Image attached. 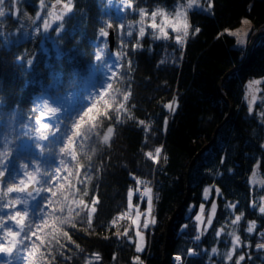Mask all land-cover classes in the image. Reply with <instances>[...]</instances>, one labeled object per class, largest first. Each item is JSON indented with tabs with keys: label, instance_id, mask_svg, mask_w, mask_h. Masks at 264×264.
<instances>
[{
	"label": "trees",
	"instance_id": "obj_1",
	"mask_svg": "<svg viewBox=\"0 0 264 264\" xmlns=\"http://www.w3.org/2000/svg\"><path fill=\"white\" fill-rule=\"evenodd\" d=\"M54 1L18 0L16 15L12 0L3 5L6 15L0 18V39L12 35L10 42H0V146L22 131H32L21 125L34 124L40 115L33 111L34 100L42 89H48L52 72L61 75L62 84L48 89L49 95L55 99L75 95L69 107L82 105L79 116L95 103L89 113L95 119L85 117L87 125L95 127L91 139L73 142L70 150L76 152V160L65 158L67 168L53 188L58 192L57 203L51 206L56 214L49 208L46 224L36 221L40 227L33 226V230L44 243L32 237L39 247L29 259L36 264H161L163 231L186 193L185 205L167 233L164 264H173L174 254L181 257L180 264H235L241 255L245 256L241 264H264V249L256 247L264 244V214L259 212L264 206V186L250 182L254 170L264 179V99L257 104L260 110L250 113L246 96L247 84L253 79H262L264 95V35L253 45L246 66L221 83L220 90L232 106L230 118L189 169L185 189L183 180L192 158L229 113L228 103L219 94L220 79L247 56V45H237L225 30L237 27L243 17L252 25L249 39L263 30L264 0H198L199 7L187 10L190 27L183 45L176 44L168 25L177 19L185 23L183 17H176L174 5H187L191 0H125L120 3L122 12L107 0H72L73 11L64 18L59 51L43 48L44 35L35 32L39 27L43 33L37 18L41 3ZM142 8L146 12L143 19ZM161 8L164 15L153 19L151 11ZM153 22L156 30L150 27ZM109 23L116 35L118 68L111 88H100L102 72L94 75L89 102L84 99L90 95L86 84L103 64L95 60L97 36L100 27L109 31ZM143 25L149 28L141 38ZM159 27L169 32L168 40L153 38ZM24 31L32 35L23 39ZM17 33L21 34L19 42ZM103 47L101 38L99 48ZM28 59H34L30 72L25 71ZM101 91L103 97L98 95ZM108 127L113 132L105 141ZM37 152L33 146L22 155L35 157ZM137 180L146 183L137 184ZM146 184L153 189L152 214L157 222L145 230V249L137 253L128 191ZM207 188L210 194L205 199ZM133 200H140L139 193ZM212 202L216 204L212 223L196 240L194 215L201 205L207 210ZM237 216L241 217L238 221ZM252 222L256 227L250 234L247 228ZM235 237L240 239L234 247ZM230 251L231 260L227 257ZM7 259L0 254V264H7Z\"/></svg>",
	"mask_w": 264,
	"mask_h": 264
},
{
	"label": "snow or ice",
	"instance_id": "obj_2",
	"mask_svg": "<svg viewBox=\"0 0 264 264\" xmlns=\"http://www.w3.org/2000/svg\"><path fill=\"white\" fill-rule=\"evenodd\" d=\"M17 0H12V3H16ZM108 4H112L113 0H107ZM5 0H0V18H3L6 15L5 8L3 7ZM198 0H191L187 5H181L177 3L175 7V15L177 18L183 17L185 23L180 24L179 19L175 20L168 27L173 33H175L174 39L176 44L183 45L189 35L188 28L190 25L187 21V10L192 9L193 7H199ZM211 8V3H209V9ZM182 9H184L182 11ZM73 11L72 0H68V3L63 5V8L60 10L59 14L55 16L56 21H60L58 27L55 31L57 33L55 37V42L59 43L62 33L65 30V25L63 23L64 18L69 16ZM141 19L144 18L146 12L145 9H140L139 12ZM11 15V13H8ZM49 16L52 13L48 14ZM158 15L163 16L164 10L157 9L151 11V17L154 19ZM40 16V13L37 12V17ZM167 23V21H163ZM242 23L246 26L250 25V21L244 19ZM52 27V22L48 19L44 20L43 23V33L41 29L37 27L35 29L36 34H44L45 39L50 37L46 34L48 30ZM151 29L156 30L157 24L153 22L150 25ZM112 24L107 25V29H111ZM159 36H154L156 40H168L169 32L166 31L164 27H159ZM200 28L195 29L196 33H199ZM228 31L227 29L225 30ZM230 35L237 37V44L242 45L245 43L244 36L246 35L245 29H238L236 32L229 33ZM12 34H9L8 38L0 39V42L8 43L10 42V37ZM32 35L29 31H24L22 33V38L27 39ZM109 31L105 27H100L99 35L97 36V48L98 52L95 56L97 63L103 61L104 67H115L116 61L111 59V53L108 50V41L107 37ZM131 35V33H129ZM146 35L145 27L140 28V37L143 38ZM17 40L19 42L21 39V34L17 33ZM103 38V48H99V43ZM18 63L22 61L18 59ZM34 59H28L27 64L29 67L25 70L26 72L31 71V65H33ZM112 76H115L116 73L112 72ZM51 83L48 85V89L58 88L62 84V77L59 73L52 72L50 73ZM104 85L101 84L100 88H103ZM112 85L109 83L108 88H111ZM48 89H42L41 93L35 98L34 104L35 108L33 111H39L40 115L36 117L34 124H22V128H30L32 131H22L18 134L14 140L5 141V143L0 146V254H3L7 257V264H22V261H27V264H36L34 260L29 259L34 255L38 250V245L35 241L32 240V237H36V240H41V237L37 235V231L33 230V226L38 230L40 224H37V220H41L46 224L45 214L48 212V209L52 205L57 203L58 192L53 191L56 182L59 180L62 170L67 168V163L65 158H69L73 161L76 160V152L71 151V147L74 141L80 139H91V134L95 126L89 127L85 122V117H88V120L91 121L95 119L89 115L96 107L95 103H92V106L88 108L87 112H84V115L79 116V113L82 111V105H75L72 107L65 106L63 104H57L54 101V97L49 95ZM92 95L84 99L91 102ZM100 97L104 96V92H99ZM3 106V101L0 100V107ZM172 111L175 109L171 105H166ZM249 112H252V106L249 105ZM15 111L13 115H15ZM75 116H79V119H73ZM45 119L47 122H45ZM119 119V118H117ZM143 125L144 121H140ZM69 124L71 125L69 127ZM39 125V127H36ZM167 125V118H165V130ZM113 132L112 127H108L107 132L104 135V140L109 139V134ZM65 140L67 142H65ZM62 145V146H61ZM38 150L35 157H25L22 153H28L32 147ZM264 147V145H262ZM58 148V152H57ZM156 153L161 152V148L155 149ZM148 156H152V153H147ZM55 163V170L52 171V166ZM146 183L137 180V184ZM152 191L149 187H144V194H148ZM219 192V189H217ZM208 190L205 189V193ZM134 193L131 189L128 191L129 204L128 207L132 208L131 203ZM207 199V195L205 196ZM148 213L145 215H150L152 211V201L153 197L148 196ZM95 203V201H94ZM139 208V205L136 206ZM203 210V205H201ZM213 211L216 209V204L212 205ZM191 209H189L190 211ZM259 212L264 214V207L259 208ZM51 214H56V209L51 208ZM141 213L137 211V217ZM201 217L197 216V220H200ZM241 217L237 216L236 221L240 220ZM236 221H233L235 223ZM137 220H133V223H137ZM156 219L152 216L151 219L145 218L143 221V228L146 230L150 225H155ZM209 225L212 223V217H209ZM256 227L255 222L249 224L247 228L248 233H253L254 228ZM183 230V229H182ZM127 232V230H125ZM65 236H68V233H64ZM137 237H142L141 231L136 232ZM219 236V233H217ZM71 240V237H68ZM196 240H200L201 236L197 235ZM239 237L233 239L234 247L239 244ZM44 241L41 240V244ZM257 249H264V244H258ZM135 250L137 253L143 251V247L140 243H136ZM190 254H195L192 249L188 250ZM27 252V256L23 254ZM212 253L217 252V248L213 247L211 249ZM233 253L230 251L227 253L229 260L232 259ZM97 259L99 257L97 256ZM245 256L241 255L236 261L235 264H241L244 261ZM249 259H252L249 257ZM264 259V258H262ZM136 261H139V256L135 257ZM174 260L177 262L181 261L179 255L174 257Z\"/></svg>",
	"mask_w": 264,
	"mask_h": 264
},
{
	"label": "rangeland",
	"instance_id": "obj_3",
	"mask_svg": "<svg viewBox=\"0 0 264 264\" xmlns=\"http://www.w3.org/2000/svg\"><path fill=\"white\" fill-rule=\"evenodd\" d=\"M18 2V0H17ZM17 2L16 3H12L13 4V14L16 15L17 13ZM68 3V0H56L52 3H50L49 5L47 4H44L43 2L41 3L40 5V10H39V13H40V16L37 17L39 20H41L42 22V25L44 23V20L45 19H48L52 22V27L48 30V33L46 34L47 36H49L50 38L49 39H43V48H48L49 46L55 48L56 50L59 51V44L55 42V37L57 35L55 29L56 27L59 26L60 24V21H56L55 20V16L59 14L60 10L63 8V5ZM120 3H125V0H113L112 4L114 5V7L117 9L118 12H122V8H121V4ZM73 7V6H72ZM49 13H52L51 16H49L48 14ZM244 19H247L249 20L248 18H245L243 17L240 24L235 27V28H232V29H228V33H232V32H236L238 29H245V32H246V35L244 36V40H245V43L242 44V45H239V46H246L248 44V41H249V36H250V33H251V22H250V25L249 26H246L242 23V21ZM250 21V20H249ZM145 27V30L146 32L148 31V28L149 26L147 25H143ZM158 36L160 35L159 33V30L157 32ZM44 35V34H43ZM236 38V44H237V37L234 36ZM238 45V44H237ZM119 58H120V55L117 53V52H113L112 55H111V59L112 60H115L116 61V65L115 67H111V65L109 67H104L103 64L102 66L100 65V69L97 70V71H94L92 76L89 78L87 84H86V87L88 88V94L91 93L92 91V85L95 81L94 79V75L96 74H99V72H102L104 74L103 76V79L101 81V84L104 85V87L102 88L105 89L108 84L110 83V81L112 80L113 76L111 75L112 72H115L118 68V64H119ZM261 83H262V79H253L251 80L248 84H247V87H246V96H247V100H248V103L249 105L251 104L252 106V110H260L259 107H257V104H262V101L264 99V95H263V92H262V87H261ZM76 100V96L75 95H72V94H68L66 96H64V98H54V101L55 103L57 104H63L65 106H70L74 101ZM263 105H261V108H262ZM174 108V106H173ZM45 122L46 119H45ZM36 127H39V125H36ZM257 169V167H256ZM250 182L251 184L253 185H256V186H264V179L262 178V176L260 175V173L258 172V170H254L252 172V174L250 175ZM144 187H149L152 189V186L149 185V184H146L144 185ZM134 195L136 193L139 192V187L137 189H135L134 187H131L130 188ZM208 192L205 193V196H209L210 194V191L209 189L207 188ZM153 194V189L150 193L148 194H142V199L146 201V207L143 209V211L146 213H148V200H147V197L150 195L152 196ZM133 195V197H134ZM133 197H132V200H131V203L133 205V209H134V217H133V220L135 218V215L137 213V205H138V202L139 201H134L133 200ZM214 202H212V204L209 206V208L207 210H204V207H203V210L201 209V206L199 207L198 211L195 213L194 215V219H195V222H196V230H197V233L199 235L202 234L203 232V229H204V226L206 225L205 222H206V219H207V216L208 214H210V211L212 212L213 209H212V205H213ZM263 203H264V196H263ZM264 207V206H263ZM146 216V215H145ZM197 216H200L201 219L200 220H197ZM146 217H151V214L150 215H147ZM212 264H215L212 262Z\"/></svg>",
	"mask_w": 264,
	"mask_h": 264
},
{
	"label": "water",
	"instance_id": "obj_4",
	"mask_svg": "<svg viewBox=\"0 0 264 264\" xmlns=\"http://www.w3.org/2000/svg\"><path fill=\"white\" fill-rule=\"evenodd\" d=\"M264 35V29L263 30H259V31H256L254 32L250 39H249V42L247 44V56H246V59L244 60V62L240 65V66H237L231 70H229L228 72H226L224 74V76L220 79V83H219V94L222 96V98L228 103L229 107H230V110H229V113L227 114V116L218 124V126L215 128L214 130V133H213V136L211 138V140L205 144L197 153L196 155L192 158V160L190 161L186 171H185V174H184V189H185V185H186V181H187V178H188V172H189V169L191 168V166L194 164L196 158L202 153L204 152L210 145L211 143L213 142L214 140V137L215 135L217 134V132L219 131V129L225 124V122L227 120H229L230 118V115H231V112H232V106H231V103L230 101L228 100V98L221 92L220 90V85L221 83L224 81V79L232 72L236 71V70H239L241 68H243L244 66H246V64L248 63L249 59H250V55H251V51H252V48H253V45L255 44V42L262 36ZM108 41H109V46H110V49L111 51H114L115 50V46H116V35H115V31H114V28L112 27L111 29H109V35H108ZM185 202H186V193L184 195V200L183 202L181 203V205L173 212L172 216L170 217V219L168 220L166 226H165V229L163 231V236H164V243H163V247H162V252H161V264H164V252H165V242H166V238H167V233H168V230H169V227L172 223V221L174 220L176 214L182 209V207L185 205Z\"/></svg>",
	"mask_w": 264,
	"mask_h": 264
},
{
	"label": "crops",
	"instance_id": "obj_5",
	"mask_svg": "<svg viewBox=\"0 0 264 264\" xmlns=\"http://www.w3.org/2000/svg\"><path fill=\"white\" fill-rule=\"evenodd\" d=\"M152 197H153V194H152ZM138 205H139V208H137V211H139L141 213V215L139 217H137V213H136L134 220H137L138 222L137 223H133V224H134V227H135V234H136V232L138 230L141 231V233H142V237H137L136 236V243H140L142 245V247H143V250H144L145 246H146V240H145V233H144L145 229L143 228V221H144L145 218L149 219V217H146L145 216V212L143 211V209L146 207V201L143 200L142 197H140ZM212 214H213V211L212 212L210 211V214H208V216H207V222L209 220V217L210 216L212 217ZM152 216H153V214H152V211H151L150 219L152 218ZM151 227H152V225L149 226V228H151Z\"/></svg>",
	"mask_w": 264,
	"mask_h": 264
},
{
	"label": "bare ground",
	"instance_id": "obj_6",
	"mask_svg": "<svg viewBox=\"0 0 264 264\" xmlns=\"http://www.w3.org/2000/svg\"><path fill=\"white\" fill-rule=\"evenodd\" d=\"M113 53V51H111Z\"/></svg>",
	"mask_w": 264,
	"mask_h": 264
}]
</instances>
